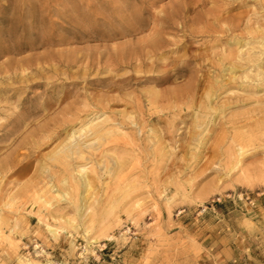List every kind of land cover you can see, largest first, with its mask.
<instances>
[{
  "label": "rangeland",
  "instance_id": "1",
  "mask_svg": "<svg viewBox=\"0 0 264 264\" xmlns=\"http://www.w3.org/2000/svg\"><path fill=\"white\" fill-rule=\"evenodd\" d=\"M248 232L264 264V0H0V264H202Z\"/></svg>",
  "mask_w": 264,
  "mask_h": 264
},
{
  "label": "crops",
  "instance_id": "2",
  "mask_svg": "<svg viewBox=\"0 0 264 264\" xmlns=\"http://www.w3.org/2000/svg\"><path fill=\"white\" fill-rule=\"evenodd\" d=\"M247 234V242L245 245L232 246L220 242L215 248H211L204 252L202 264H230L237 260L255 261V258L252 257L255 253L253 240H251L253 235L249 234V232ZM254 239H256V237Z\"/></svg>",
  "mask_w": 264,
  "mask_h": 264
},
{
  "label": "bare ground",
  "instance_id": "3",
  "mask_svg": "<svg viewBox=\"0 0 264 264\" xmlns=\"http://www.w3.org/2000/svg\"><path fill=\"white\" fill-rule=\"evenodd\" d=\"M125 29V28H124ZM137 30V29H136ZM136 30H135V32H136ZM125 31V30H124ZM134 31V30H133ZM126 34L127 35H132L133 36V34L132 33H134V32H132V31H130L129 29L127 30L126 29ZM138 32V31H137ZM123 37H124V35H122ZM116 38V37H115ZM113 39V38H112ZM132 39V38H131ZM145 44H139V42L137 43V46H135L134 48H133V50H135V51H137L138 49H139V54L140 55H137L136 57H134V59H133V57H132V52H133V50L132 51H127L126 52V50H125V52H123V50H120V51H122V52H119V54H117V56H118V58L117 59H115L116 61H117V63L116 64H123V63H126V61H128V63L130 64V62H132L133 60L136 62V63H139V64H146V60H145V58L144 57H146V58H148V56H152L153 58H154V63L155 62H157V52L162 48V47H164V43L162 42V41H160V40H156V41H153V42H144ZM130 46V45H129ZM144 48H148V50L147 51H143V49ZM130 50V49H129ZM129 52V53H128ZM100 54H102V53H100ZM99 54V55H100ZM137 54V53H136ZM135 54V55H136ZM112 55V54H111ZM102 56V55H101ZM109 56V58H110V55H108ZM116 56V55H115ZM115 56H113V57H115ZM103 57V56H102ZM108 58V59H109ZM80 59V58H79ZM81 59H82V57H81ZM149 59V58H148ZM112 60V59H111ZM77 61H79V60H77ZM114 61V60H113ZM116 61H114V62H116ZM113 62V63H114ZM110 63H111V61H110ZM113 63H111V64H113ZM158 63V62H157ZM110 64V65H111ZM163 64V63H162ZM172 64V63H171ZM132 65V64H131ZM113 66H114V64H113ZM111 67V66H109L110 68L109 69H111V70H115V72L119 69H116V67ZM108 69V70H109ZM121 69V68H120ZM130 78V77H129ZM151 80V79H150ZM120 81V80H119ZM122 81V80H121ZM156 82H158L159 80H155ZM11 153V152H10Z\"/></svg>",
  "mask_w": 264,
  "mask_h": 264
},
{
  "label": "built area",
  "instance_id": "4",
  "mask_svg": "<svg viewBox=\"0 0 264 264\" xmlns=\"http://www.w3.org/2000/svg\"><path fill=\"white\" fill-rule=\"evenodd\" d=\"M40 255H42V254H40ZM230 264H237V263H236V261H234V262H232V263H230Z\"/></svg>",
  "mask_w": 264,
  "mask_h": 264
}]
</instances>
